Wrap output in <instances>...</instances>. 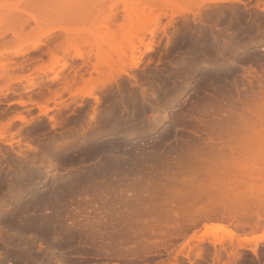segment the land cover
<instances>
[{
  "label": "rangeland",
  "instance_id": "obj_1",
  "mask_svg": "<svg viewBox=\"0 0 264 264\" xmlns=\"http://www.w3.org/2000/svg\"><path fill=\"white\" fill-rule=\"evenodd\" d=\"M262 233L264 0H0V264H264Z\"/></svg>",
  "mask_w": 264,
  "mask_h": 264
},
{
  "label": "bare ground",
  "instance_id": "obj_2",
  "mask_svg": "<svg viewBox=\"0 0 264 264\" xmlns=\"http://www.w3.org/2000/svg\"><path fill=\"white\" fill-rule=\"evenodd\" d=\"M215 1L216 2H222L224 0H215ZM251 239H252L253 242H256L255 243L256 245H258L259 242H264V233H262V234H260L258 236H255V237L253 236ZM249 240L250 239H246V241L250 242Z\"/></svg>",
  "mask_w": 264,
  "mask_h": 264
}]
</instances>
